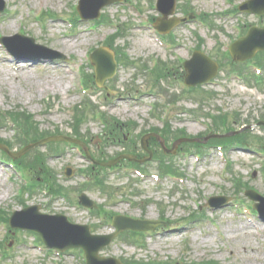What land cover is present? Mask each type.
<instances>
[{
  "label": "rangeland",
  "instance_id": "374dc122",
  "mask_svg": "<svg viewBox=\"0 0 264 264\" xmlns=\"http://www.w3.org/2000/svg\"><path fill=\"white\" fill-rule=\"evenodd\" d=\"M5 1L7 9L0 15V36L12 37L21 33L68 58V63L43 59L17 62L0 47V111L8 115L28 113L34 127L32 138L55 132L75 134L86 143L90 156L100 158L104 163L131 148L144 156L139 140L150 129L164 130L168 125L169 134L165 137L170 146L172 134L205 137L209 130L213 131L214 122L225 119L229 125L225 128L238 130L244 127L241 133L246 134L249 144L223 149V161L213 147L205 148L198 161L195 154H182L178 150L170 158L173 163L169 167L181 170L183 182L161 175L156 169L157 161L142 166H149L143 172L147 176H161L162 182L158 184L151 179L143 182L131 174L111 171L105 180L106 194L96 188L81 191L86 184L83 179L86 175L81 171L89 168V163L72 147L63 142L53 143L56 147L49 149L37 147L20 158L32 166L40 155V164L34 165L30 177L17 173L13 166L0 159V166L3 165L0 167V209L9 214L39 205L44 214H62L72 223L89 225L93 234H110L109 217H105L103 211L97 216L79 208L78 196L84 192L98 206L103 205L106 214L151 220L163 217L167 222L165 227H157L150 237L143 235L142 248L134 247L123 233L99 252L101 257L115 258L125 264H264V222L257 214L233 206L234 202L251 206L252 202L241 193L243 188L248 187L264 197V128L254 126L264 121V69L260 75L261 85L254 81L247 84L239 74L229 71L234 68L230 64L232 61L224 58L228 45L238 37L243 26H264V19L234 11L238 4L247 0H177V7L178 4L187 5L196 16H207L208 22L206 25L196 20L176 27L170 32L173 48L167 51L153 42L148 27L133 10L149 19L158 16L151 10V0H129L130 3L124 1L105 8L102 13L105 25L76 22L73 27L68 21L75 17L78 0ZM40 10L46 13L42 25L36 21ZM116 33L119 34L115 46L123 50L121 53L123 58L127 56L130 60L129 65L118 66L116 76L107 84L110 88L108 97L91 83V86L85 85L89 91L82 92L78 86L82 82L81 75L93 73L87 56ZM198 46L220 65V71L215 84L192 92L183 86L181 64ZM22 54H26L25 51L22 50ZM30 54L39 55L36 52ZM158 60L167 65L169 74L161 73V77L150 79L149 71H142V66L146 65L150 70ZM243 68L245 73L256 75L248 64ZM84 97H88L87 102H83ZM88 102L93 106L86 104ZM75 106L78 107L74 118ZM156 107L158 109L154 111ZM95 110L96 115L104 113L106 122L114 117L124 124V130L118 135L124 134V141L119 142V137L111 136L108 129H103L100 120L92 116ZM22 116L26 117L25 114ZM177 130L184 132L178 134ZM219 131L215 133L221 135ZM18 134V125L8 129L0 120V142L13 151L25 146L17 138ZM210 143L208 140L206 145ZM152 149L156 151L154 154L159 153L158 148L153 146ZM67 167L72 170L70 178L64 175ZM6 168L13 173V178L4 173ZM95 172L102 174L98 168ZM45 174L64 188L65 195L53 196L37 184L41 182L35 179ZM23 186L28 189L26 194L22 192ZM44 191L48 192L47 196ZM221 195L234 202L210 212L205 206L206 200ZM201 205L200 214L193 213ZM199 215L205 217L200 219ZM11 231L8 232L0 222V264H84L80 254L74 252L76 249L63 251L66 256L56 258L50 251L38 249V242L31 232Z\"/></svg>",
  "mask_w": 264,
  "mask_h": 264
},
{
  "label": "water",
  "instance_id": "95a60500",
  "mask_svg": "<svg viewBox=\"0 0 264 264\" xmlns=\"http://www.w3.org/2000/svg\"><path fill=\"white\" fill-rule=\"evenodd\" d=\"M174 4L175 0H160L159 2V10L163 14V19L161 23L157 26V28L161 31L163 29H170L176 24H178L179 21H184V20H177V19H172L167 21V17L169 15L174 14ZM104 5V2L102 0H83L81 6H80V12L82 11H87L90 12V9L93 8V11L98 12V10ZM241 10L246 11V12H253L257 14H264V0H254L248 3H244L243 6L241 7ZM83 17H89V15L85 12L82 14ZM165 20L167 22H165ZM257 50H264V29H256L253 28L250 33L247 35V37L241 39L238 43H236L232 47V55L234 59L237 60H245L249 57H251ZM101 57L106 58L107 60V67H104L101 63ZM201 59L202 62L199 60ZM92 62L96 67V72H97V80L99 83H101L104 79L109 78L112 76L115 70V64L112 61V56L109 55V53H105L103 51H96L92 55ZM185 67L189 71V76H188V82L189 85H195L198 83L197 79L200 77H204V79H210L214 73H215V65L210 63L207 58L203 56H195L194 60L189 63H185ZM144 143V141L142 142ZM179 143V142H177ZM251 196L254 200L259 201V205H256V208L258 212L264 217V198L262 199L261 197L252 194ZM81 201L84 205H91V203L88 202L86 197H82ZM214 207H219L220 204H215L212 203ZM28 214H31V216L34 218L33 221L32 219H29L32 221V224L30 226L26 225H19L16 224V227L19 228H25V229H32L36 232H38L43 240L48 244L52 246H58L59 248H67L69 247H74V246H82L84 249L87 251L88 258L90 260H99L101 262L107 263L111 261H102V259H99L97 257V251L104 245H106L111 238L107 239V242L102 241L104 238H101L102 240L96 241L100 239L99 237H91L89 233L88 227H78V226H73L67 223L66 219L63 217L62 220L63 222L59 221L58 223H54V219L52 218H45L38 220L39 216L37 215L36 212L32 211ZM57 218V217H56ZM61 223L62 225H60ZM114 224L119 227L120 229H136V230H146V229H153L154 226L156 225L153 222H142V221H131L129 219H123V218H117L114 220ZM70 230H81V233L87 242L91 241H96L94 246L96 247L94 249V246H90L89 248L86 247V244L81 242V243H74V242H69L66 245H63L62 243L58 242L56 238L64 236H69L70 235ZM79 236V234H77ZM56 237V238H55ZM113 237V236H112ZM101 241V242H100ZM64 242V241H63Z\"/></svg>",
  "mask_w": 264,
  "mask_h": 264
},
{
  "label": "bare ground",
  "instance_id": "6f19581e",
  "mask_svg": "<svg viewBox=\"0 0 264 264\" xmlns=\"http://www.w3.org/2000/svg\"><path fill=\"white\" fill-rule=\"evenodd\" d=\"M11 29V28H10Z\"/></svg>",
  "mask_w": 264,
  "mask_h": 264
}]
</instances>
